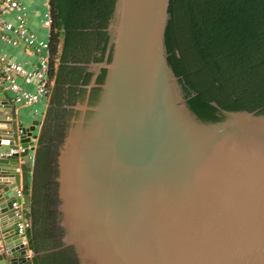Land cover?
I'll use <instances>...</instances> for the list:
<instances>
[{
  "label": "water",
  "instance_id": "obj_1",
  "mask_svg": "<svg viewBox=\"0 0 264 264\" xmlns=\"http://www.w3.org/2000/svg\"><path fill=\"white\" fill-rule=\"evenodd\" d=\"M168 7L115 2L110 62L88 65L84 102L55 157L58 242L79 264H264V114L222 110L223 121L204 123L189 110L167 62ZM39 126L17 122L0 89V264L33 258L18 216L31 157L8 154L35 151Z\"/></svg>",
  "mask_w": 264,
  "mask_h": 264
},
{
  "label": "trees",
  "instance_id": "obj_2",
  "mask_svg": "<svg viewBox=\"0 0 264 264\" xmlns=\"http://www.w3.org/2000/svg\"><path fill=\"white\" fill-rule=\"evenodd\" d=\"M48 2L52 21L49 75L56 77L63 98L68 86L66 104L72 105L85 99L92 78L88 65L105 58L110 62L107 28L116 0ZM167 14V62L189 110L204 123L223 121L222 110L264 114V0H169ZM105 75L101 69L95 84L101 85ZM99 92V88L90 90L89 104ZM62 97L55 101L58 108ZM44 153L38 150L35 155L36 181L46 163ZM31 213L35 224L37 212ZM33 237L31 245L27 242L31 250L46 252L47 247ZM60 256L64 259L65 254H45L34 264H55Z\"/></svg>",
  "mask_w": 264,
  "mask_h": 264
},
{
  "label": "built area",
  "instance_id": "obj_3",
  "mask_svg": "<svg viewBox=\"0 0 264 264\" xmlns=\"http://www.w3.org/2000/svg\"><path fill=\"white\" fill-rule=\"evenodd\" d=\"M7 16H11V20ZM40 24L46 30L47 41L30 30L28 10L22 0H0V42L21 48L34 58L31 67L25 68L0 54V89L8 95L13 106L33 107L50 93L49 34L52 21L49 11L42 15ZM27 152L28 149L18 148L8 155L24 156ZM18 216L22 220V215ZM17 226L19 234H24L22 221ZM24 242L26 244V240Z\"/></svg>",
  "mask_w": 264,
  "mask_h": 264
},
{
  "label": "rangeland",
  "instance_id": "obj_4",
  "mask_svg": "<svg viewBox=\"0 0 264 264\" xmlns=\"http://www.w3.org/2000/svg\"><path fill=\"white\" fill-rule=\"evenodd\" d=\"M45 31L42 35V39L47 41ZM55 65L58 62L55 60ZM84 101H76L72 105H67L65 102L61 105V108L55 107L49 109L46 114L45 121L41 127V140L43 145H37L38 149L43 150L45 165L41 166V175L37 180L36 191L37 197L35 199V211L38 216V224L36 231V238L38 239V244L47 247L44 254H65L67 252L60 251L56 249V245L59 247L58 241L62 237L60 230L58 229L59 219L57 213L54 211L55 196L53 194V188L51 181L53 180L55 171L54 163L55 157L57 156V151L59 146L64 139L66 131L71 127L73 119L76 116L75 113H80L79 109L76 108L77 105H81ZM77 114V115H78ZM45 131V132H44ZM43 136L45 141L43 140ZM36 146V147H37ZM44 148V149H43ZM35 151V155L37 153ZM54 242V243H53ZM40 251L39 253H42ZM69 255V253L67 254ZM64 257V258H65ZM66 264H75V261L70 260V258H65Z\"/></svg>",
  "mask_w": 264,
  "mask_h": 264
},
{
  "label": "crops",
  "instance_id": "obj_5",
  "mask_svg": "<svg viewBox=\"0 0 264 264\" xmlns=\"http://www.w3.org/2000/svg\"><path fill=\"white\" fill-rule=\"evenodd\" d=\"M22 3L28 10V26L30 30H32L37 35H42L43 32L45 31L44 35H46V30L43 29L40 24V18L42 17L44 13L49 11L48 0H22ZM7 19L11 20V16H7ZM0 54L7 56L12 61H14L15 63L21 64L25 68L31 67L32 62L34 61V58L31 56L29 52H26L21 48H14V47L8 46L7 44L3 42H0ZM50 81H51L50 83L51 88H50L49 96L47 98L43 99L41 102L37 103L35 106L30 107V108L14 106L17 122L22 123L24 127L31 126V123L33 121H38L40 123V126L36 128V131L34 133L38 136V139L31 141L32 145L37 149H38L37 145L39 144V140L41 139L40 138L41 137V134H40L41 127L43 126V123L45 121L46 114L49 111V109L52 110V108L57 107L55 101L57 100V97L58 98L61 97L59 96L60 93H58L59 86L56 83V77L55 76L50 77ZM67 88L68 86H65V89L63 91L64 94L67 93ZM29 89H31V87H29ZM37 149L36 150L34 149V150L37 151ZM35 151L31 152L28 150L27 154H25L31 157L30 162H29L30 171H29V177L25 181V189L23 190V187H20V191H19L20 196L29 195V205L25 207L24 209L21 208L20 214L22 215V219H26L29 225L28 226L29 237L26 238V242H29L30 240V245H31V237H33V235H36V231L38 228L37 224L39 222L38 216L36 215V223L33 224L32 213H31V211L36 212L35 211V206H36L35 199L37 197V194H36L37 193L36 191L37 181H36V176H35ZM18 166L19 167L15 170L16 173H20L21 170L24 169V166L20 160H19ZM22 184L23 183H22V178H21L20 186H22ZM51 188H53V183H52ZM54 211H55V208H54ZM37 244H38V239H37ZM29 249L30 251H28V255L33 256L31 260V264H34V260L36 258L39 259L46 254V253L44 254V252L35 253L34 250H31V247Z\"/></svg>",
  "mask_w": 264,
  "mask_h": 264
},
{
  "label": "flooded vegetation",
  "instance_id": "obj_6",
  "mask_svg": "<svg viewBox=\"0 0 264 264\" xmlns=\"http://www.w3.org/2000/svg\"><path fill=\"white\" fill-rule=\"evenodd\" d=\"M57 83V82H56ZM59 96H61V95H59ZM62 97V96H61ZM60 97V98H61ZM58 98V97H57ZM67 99H68V95H67V93L65 94V96H64V98L62 97V102H61V104H63L64 102L66 103V101H67ZM61 108V107H60ZM78 113H75V115H77ZM45 132V131H44ZM41 141V139L39 140V142ZM45 141V140H44ZM42 145H43V143H42ZM59 243V242H58ZM60 244V243H59ZM56 249L58 250V249H60V251H63V252H68L69 253V255H66V257H68V258H70V260H72V261H75V264H79V262H78V260L76 259V257L73 255V251L71 250V248H62V246H61V244L59 245V247L56 245ZM65 257V258H66ZM65 258L64 259H62L61 258V256L58 258V257H56V263H59V261L61 262V264H66V262L64 261L65 260ZM55 263V264H56Z\"/></svg>",
  "mask_w": 264,
  "mask_h": 264
}]
</instances>
